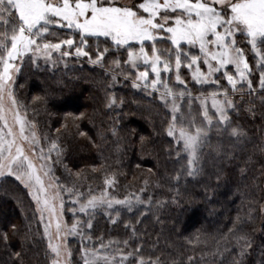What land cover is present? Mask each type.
<instances>
[{
	"label": "snow or ice",
	"instance_id": "6c2138e0",
	"mask_svg": "<svg viewBox=\"0 0 264 264\" xmlns=\"http://www.w3.org/2000/svg\"><path fill=\"white\" fill-rule=\"evenodd\" d=\"M122 52L126 54L123 60ZM73 56L77 60L87 57L90 64L100 67L110 77L107 87L115 84L118 76L131 78L133 88L159 101L165 109L167 136L177 144L178 158L186 156L187 175L195 176L202 169L201 154L212 130L239 140L244 131L233 126L229 113L248 105L255 115V104L244 99L256 94L250 78L252 62L259 70V90L264 93V0H0V178L12 175L29 189L42 223L47 213L44 235L51 253L49 264H70L68 237L79 235L82 241H91L92 219L99 210L115 223L121 211H139L138 206L151 201V197L145 201L140 195L145 188L122 197L114 194L113 175H105L104 187L98 192L90 188L87 192L76 188L48 192L33 160L24 153L20 141L32 145L40 141L32 123L19 112L13 94L17 75L25 66L38 67L41 61L55 66ZM184 70L194 85L205 90L193 95L182 75ZM115 103V97L108 94L106 107ZM84 117L85 113H80L72 119ZM76 127L80 136L87 135L79 131L78 124ZM53 151L60 162L63 149L55 140L47 154L44 148L39 150L38 159L44 162L40 168L47 169L44 175L49 174ZM144 183L147 185V180ZM53 187L59 186L48 185ZM61 191L70 194L86 220L77 218L71 225L62 221ZM242 225L243 221L238 226L234 221L229 232L240 231ZM11 228L15 234L16 226ZM125 228L131 233L128 239L105 242L97 237L91 246L82 243L83 264H166L159 255L145 257L142 243L133 247L130 241L136 229L127 221ZM235 238L240 245L238 255L243 258L251 247L250 238ZM0 243L8 246L7 231L0 230ZM12 255L22 264L21 252Z\"/></svg>",
	"mask_w": 264,
	"mask_h": 264
},
{
	"label": "trees",
	"instance_id": "16d2710c",
	"mask_svg": "<svg viewBox=\"0 0 264 264\" xmlns=\"http://www.w3.org/2000/svg\"><path fill=\"white\" fill-rule=\"evenodd\" d=\"M119 55L126 58L123 52ZM67 62L59 68L30 71L27 75L39 82L17 87L31 106L40 133L47 137L44 144L50 147L55 140L63 149L60 162L55 151L51 154L58 188L98 192L105 175H113L114 194L122 197L145 188L142 199L151 197L149 204L138 206L139 211H121L115 223L99 210L92 219V240L85 245L91 246L97 237L105 242L128 239L127 221L136 229L132 246L142 243L145 257L159 255L166 264H264V105L260 93L244 97L255 104V115L248 105L230 112L233 126L243 129L244 135L237 140L214 128L201 154V171L188 176L186 156L178 158V146L167 136L165 109L159 101L133 88L131 78L118 76L107 87L110 77L100 67L89 65L87 57ZM252 66L255 88L259 70L254 62ZM182 75L194 93L205 90L191 82L187 70ZM108 94L116 100L111 107H106ZM80 113L85 117L73 121ZM77 124L86 136L78 134ZM61 194L67 223L86 220L79 210L71 212L77 205L70 194ZM234 221L243 225L230 233ZM11 225L16 226L15 234ZM0 230L9 234L8 246L0 243V264H20L14 252H21L22 264H49L51 255L34 204L27 189L10 177L0 181ZM239 235L251 241L243 258L235 238ZM82 243L78 235L68 241L72 264H83Z\"/></svg>",
	"mask_w": 264,
	"mask_h": 264
},
{
	"label": "rangeland",
	"instance_id": "374dc122",
	"mask_svg": "<svg viewBox=\"0 0 264 264\" xmlns=\"http://www.w3.org/2000/svg\"><path fill=\"white\" fill-rule=\"evenodd\" d=\"M120 1V0H119ZM55 55V54H54ZM74 57V56H73ZM72 57H69V58H65V61L66 62H58L55 66H53L52 64H45L43 61H41L40 63H39V66L37 67V66H32V65H29V66H25L23 69H22V71L17 75V79H16V83L13 85V94H14V96H15V98H16V100H17V102H18V105H20V107H19V112H20V114H21V116H26V119H27V121H30L31 123H32V125L34 126L33 127V130L35 131V133H36V136L39 138V141H40V143H39V145H32V144H30V143H28L27 141H20V143L22 144V146H23V150H24V153L26 154V155H28L29 157H30V159H32L33 160V162H34V164L36 165V167H37V170H38V174L41 176V179H42V181H43V183H44V186H45V188L48 190V192H55V191H58L59 190V188L58 187H53V188H48V185L49 184H53V185H57L56 184V181L54 180V178H53V171H52V163H51V161H49L48 162V164H49V166H50V171H49V174L48 175H44V171H46L47 169H41L40 168V165L42 164V163H44L43 161H41L40 159H38V155H39V150H40V148L42 147V148H44L45 149V154H47V149L49 148V147H47V145H45L44 144V136L40 133V131H39V129H38V127H37V125H36V121H35V116H34V114H33V112H32V108H31V106H28L27 104H26V101H25V99L21 96V94H20V92H18V86L20 87V89L21 88H23L24 86L26 87L27 85H28V81H32V82H39L38 80H36V79H34L35 77H33V78H30V76H28L27 74L28 73H30V71H34V70H36V69H41V67H43V68H46L47 66L48 67H50V68H59L60 66H67L68 65V60L69 59H71ZM88 64L89 65H92V64H90L89 62H88ZM93 66V65H92ZM41 71V70H40ZM21 81H23L24 82V84H22V87H21ZM255 89H256V93H260V98H261V96H263V94L260 92V90H259V85H257L256 87H255ZM193 95H196V93H194V91H193ZM58 99V98H57ZM236 99H237V97H236ZM6 103V105H7V101L5 102ZM80 102H78L77 101V104H79ZM229 115H230V113H229ZM8 120H9V123L10 124H12L13 123V121H12V116H11V113H9L8 114ZM3 126V122L2 121H0V127H2ZM14 130H15V128H14ZM26 134H28V135H30V133H26ZM33 147H36V152L35 153H33L32 152V148ZM52 154V153H51ZM7 177H10V178H12V179H14V180H16L15 179V177L14 176H12V175H6L5 177H3V178H0V181L1 180H3L4 178H7ZM17 181V180H16ZM25 189H27V191H28V194H29V189L28 188H26L25 186H24V184H22L20 181H18ZM29 196H30V199L32 200V202H33V204H34V207H35V210H36V212H37V215H38V217H39V220H40V222H41V219H40V212L38 211V209H37V204H36V202H35V200H33L32 199V196L29 194ZM61 196H62V194H61ZM63 202H64V199H63ZM57 203V206L59 205V202L57 201L56 202ZM77 205V209L76 208H74V209H71V212L72 213H76L78 210H79V205L78 204H76ZM64 206H65V202H64V205H63V209H62V221L64 222V223H66V224H68L67 223V220H66V218H65V208H64ZM58 211H61L60 209H59V207H58ZM80 212V211H79ZM47 220H48V218H47V213H45V221H44V223H47ZM44 223H42L41 222V226H42V231H43V233H44ZM70 225V224H69ZM52 232L54 233L55 232V228H54V226H53V229H52ZM45 236V235H44ZM79 236V235H78ZM71 237H68V241H69V239H70ZM45 240H46V244H47V247H48V239H47V237L45 236ZM84 244H88V241H84ZM49 250V249H48ZM49 252H50V250H49ZM50 255H51V253H50ZM70 264H72V262L70 261Z\"/></svg>",
	"mask_w": 264,
	"mask_h": 264
}]
</instances>
